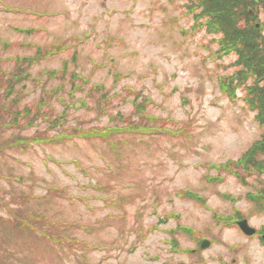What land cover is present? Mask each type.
Returning <instances> with one entry per match:
<instances>
[{"label": "rangeland", "instance_id": "374dc122", "mask_svg": "<svg viewBox=\"0 0 264 264\" xmlns=\"http://www.w3.org/2000/svg\"><path fill=\"white\" fill-rule=\"evenodd\" d=\"M205 10L0 0V264H264L256 73Z\"/></svg>", "mask_w": 264, "mask_h": 264}, {"label": "trees", "instance_id": "16d2710c", "mask_svg": "<svg viewBox=\"0 0 264 264\" xmlns=\"http://www.w3.org/2000/svg\"><path fill=\"white\" fill-rule=\"evenodd\" d=\"M198 1L201 6L206 7L204 14L210 17V29L224 33L225 42L228 44V47L223 45L224 48L239 51L246 68L252 65L251 70L256 73L257 86L250 89V104L258 110V119L264 123V23L259 22L264 11V0ZM258 23L261 24L259 28ZM258 157L264 159V137L255 144L241 164L261 162L257 160ZM258 169L264 171V163H260ZM251 200L261 203L264 200V191L260 195L251 196Z\"/></svg>", "mask_w": 264, "mask_h": 264}, {"label": "water", "instance_id": "95a60500", "mask_svg": "<svg viewBox=\"0 0 264 264\" xmlns=\"http://www.w3.org/2000/svg\"><path fill=\"white\" fill-rule=\"evenodd\" d=\"M238 226L240 227V229L246 234V235H253L256 232V229L253 228L252 226H250L249 222L247 219H242L241 221L238 222ZM263 239H264V235H263ZM211 245V241L210 240H203L200 247L201 249H207L209 248ZM181 264H185V263H181Z\"/></svg>", "mask_w": 264, "mask_h": 264}]
</instances>
